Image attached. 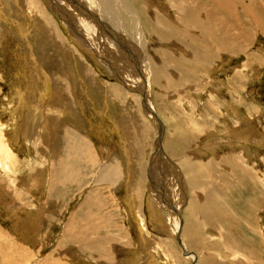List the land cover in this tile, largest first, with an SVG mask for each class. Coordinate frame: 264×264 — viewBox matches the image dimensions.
<instances>
[{
    "label": "rangeland",
    "instance_id": "obj_1",
    "mask_svg": "<svg viewBox=\"0 0 264 264\" xmlns=\"http://www.w3.org/2000/svg\"><path fill=\"white\" fill-rule=\"evenodd\" d=\"M78 1L97 15L0 0V264H264V0H201L211 24L153 0L158 40L136 2L115 0L119 17ZM137 53L166 126L161 155ZM135 112L148 145L125 171L114 166Z\"/></svg>",
    "mask_w": 264,
    "mask_h": 264
},
{
    "label": "bare ground",
    "instance_id": "obj_2",
    "mask_svg": "<svg viewBox=\"0 0 264 264\" xmlns=\"http://www.w3.org/2000/svg\"><path fill=\"white\" fill-rule=\"evenodd\" d=\"M67 1V0H66ZM74 2V5H72L73 7H72V9H75V10H78V12H74V16H73V19L74 20H79V16H77V15H75V14H78L79 13V15L83 18V20H86V21H90L95 15H97V14H95V15H93L94 13H95V11L93 10V8L92 7H90L89 9L87 8L86 10H85V12H84V7H83V5H80V3H79V1L78 0H73ZM114 1L115 0H94V3H95V6L98 4H100L101 6H103V8H107V9H109L110 11L109 12H111L113 15H116V16H121L122 14H121V11H119V9L120 8H118V7H116L115 8V4H116V2L114 3ZM125 0H123L122 2H124ZM167 1H169L170 2V5H173V6H171V7H174V8H176V9H178V12L180 11L182 14H183V19H182V23H184L185 21H195V22H197V20L196 19H198L199 18V20H200V16H203V17H205L208 21V23L209 24H211V23H213V21L216 19L215 18V16H214V14L212 15H210V14H208V12L209 11H207V12H205V10L203 9V7H202V2H201V0H177V1H175V2H173L174 0H167ZM222 1V0H221ZM221 1L220 0H206V2H208V3H212L213 2V4H212V6L213 7H216V5L218 4L219 5V7H223V9H225L226 7H231V5H229L228 3H225V7L222 5V3H221ZM69 2V1H68ZM96 2H97V4H96ZM134 2H136L137 3V5H135L134 4ZM162 2H163V0H162ZM185 2H187V3H190L191 5L190 6H187V7H184V3ZM223 2V1H222ZM70 3V2H69ZM131 3H132V5H135L136 6V11H137V14H139L140 15V19L141 20H143V21H145L146 22V25H147V29H148V31L146 30V32H148L149 33V37L150 38H152L153 37V39L154 38H156L157 40L158 39H162V38H164V36H162V35H164V34H161V31H158V29H156L155 28V25H156V22L158 21V12H156V11H154V7L156 6V2H154L153 3V0H131ZM165 3V2H164ZM62 4V3H61ZM72 4V3H71ZM126 6H128L127 4H125ZM131 5V4H130ZM32 6V5H31ZM76 6V7H75ZM117 6V5H116ZM120 6V5H119ZM35 7V6H34ZM34 7H33V9H34ZM57 7V6H56ZM67 8V7H66ZM86 8V7H85ZM92 8V9H91ZM97 8V7H96ZM166 8V7H165ZM189 10H188V9ZM217 8V7H216ZM32 9V10H33ZM36 9V8H35ZM132 9H133V7H132ZM217 9H219V8H217ZM39 10V9H38ZM116 10L118 11V12H116ZM230 10H232V9H230ZM116 13H115V12ZM212 11V10H211ZM223 11H225V10H223ZM40 12V11H39ZM133 12H135V10L133 11ZM226 12V11H225ZM230 12V11H229ZM33 13V12H32ZM42 13V12H41ZM41 13H40V15H41ZM63 13H65V12H63ZM97 13V12H96ZM232 13V12H231ZM37 14V16H38V13H36ZM36 14H34L33 13V15H35L36 16ZM43 14V13H42ZM87 14V15H86ZM217 14V13H216ZM227 14V13H226ZM40 15H39V17H40ZM68 15V14H67ZM69 15H71V14H69ZM168 15V14H167ZM229 15H231L230 13H229ZM41 16H43V15H41ZM76 16L78 17V18H76ZM137 16V15H136ZM218 16V15H217ZM45 17V16H44ZM235 17V16H234ZM128 18V17H127ZM144 18V19H143ZM36 19V18H35ZM34 19V20H35ZM40 19H42L41 17H40ZM81 19V18H80ZM39 20V19H38ZM51 20V19H50ZM171 20H173L175 23H176V20L174 19V17L173 18H171ZM171 20H169L168 18H166V16H164V17H161V21H164L163 23H164V25H166L167 23H168V25H170V26H173V22L171 21ZM217 20V19H216ZM41 21V20H40ZM48 21V20H47ZM79 21H81V20H79ZM50 22V21H49ZM82 22V21H81ZM215 22H217V21H215ZM214 22V23H215ZM37 23V22H36ZM43 23V22H42ZM83 23V22H82ZM91 23V22H90ZM93 23V22H92ZM38 24V23H37ZM44 24V23H43ZM45 24H46V22H45ZM48 24H50V23H48ZM52 24V23H51ZM95 24V23H94ZM99 24V23H98ZM98 24H96V25H98ZM220 24V23H219ZM96 25H94V28H97L98 26H96ZM99 25H101V23L99 24ZM161 25V24H160ZM41 27V25H37V27ZM85 27H83L85 30H87V31H89L88 30V28L86 27V25H84ZM105 26L107 27V28H109L106 24H105ZM204 26V25H203ZM215 26V25H214ZM43 27V26H42ZM89 27V26H88ZM106 27H105V29H106ZM146 28V27H145ZM90 29V28H89ZM101 29H102V27H101ZM100 29V30H101ZM200 29H202V28H200ZM93 30V29H92ZM92 30L91 31H89L90 32V34H91V32H92ZM164 30V29H163ZM206 30V29H205ZM216 30V29H215ZM196 31V30H195ZM54 32V31H53ZM85 32V31H84ZM93 32H94V30H93ZM101 32H103V31H101ZM109 32H110V35L112 36V38L113 37H117V35H116V33H112V32H114V31H112L111 29L109 30ZM144 32V31H143ZM145 32V33H146ZM202 32H204V41H205V43H206V45H204L205 47H210V44H211V46L213 45V46H217V45H214V41H216L218 38H220L219 37V35H214V37H212L211 35H213L215 32H210L209 30H207V31H202ZM227 32V31H226ZM87 33V32H86ZM99 33V32H98ZM141 33V32H140ZM144 33V34H145ZM169 33H170V31H169ZM169 33H167V34H165V36H167V38H169L168 40H171L170 38V34ZM46 34V33H45ZM52 34V33H51ZM55 34V33H54ZM56 34H57V32H56ZM103 34V33H102ZM101 34V36H103ZM143 34V33H142ZM147 34V33H146ZM229 34V33H228ZM58 35V34H57ZM56 35V36H57ZM87 35V34H86ZM92 35V34H91ZM97 35V34H96ZM100 35V34H99ZM88 36V35H87ZM200 36H202V34H200ZM52 37H53V35H52ZM89 37H91L90 35H89ZM93 37H95V36H93ZM59 38V37H58ZM88 38V37H87ZM108 38V37H107ZM119 38V37H118ZM149 38V39H150ZM226 38H227V35H226ZM229 38V37H228ZM55 39V38H54ZM90 39V38H89ZM95 39V38H94ZM109 39H110V37H109ZM165 39V38H164ZM58 40V39H57ZM60 40V39H59ZM104 41H105V39H104ZM103 41V39H101L100 37L98 38V42H100V43H103L104 42ZM107 41V40H106ZM219 41H220V39H219ZM55 42V41H54ZM119 42V41H118ZM173 42V41H172ZM208 42V43H207ZM156 43V42H155ZM210 43V44H209ZM97 44V43H96ZM105 46H106V43L104 42L103 43ZM123 44V43H122ZM174 44V43H173ZM111 46H113L114 45V47H115V49H116V51H118L119 52V54L124 50V49H122L121 50V52H120V50H119V47H120V45L118 46H116V44H110ZM166 45V44H165ZM193 45V44H192ZM55 46V45H54ZM98 47V46H97ZM110 47V46H109ZM109 47H105L106 48V51H107V54H109L110 56H112V57H114L115 55H114V53H113V50L111 49V47L109 48ZM135 47V46H134ZM204 47V48H205ZM59 48V47H58ZM96 48V47H95ZM130 48V47H129ZM206 51V50H205ZM209 51V50H208ZM211 52V51H210ZM33 54V53H32ZM126 54V53H125ZM117 55V54H116ZM137 55L139 56V58H140V63H138V65H140L141 66V71L142 70H144V68H143V66L144 65H142V64H145V62H144V59L145 58H142L141 57V55H139L138 53H137ZM121 56H124V55H122L121 54ZM129 56V55H128ZM143 56V55H142ZM117 57V56H116ZM115 57V58H116ZM125 59H127L126 57H125ZM131 59H129V61H130ZM155 60V59H154ZM122 62H124V60H121ZM35 62V61H34ZM131 62V61H130ZM137 62V61H136ZM136 62H135V64H136ZM117 65L119 64L118 63V61H116L115 62ZM126 63H128V61L126 62ZM125 63V64H126ZM120 65L123 67V71L124 70H126V69H128L125 65H124V63L122 64L121 62H120ZM119 65V66H120ZM153 65V64H152ZM128 66V65H127ZM126 68V69H125ZM149 68V67H148ZM139 69V68H138ZM159 69H160V65L158 64L157 65V67H156V72L157 73H159L158 71H159ZM129 70H130V68H129ZM119 71V70H118ZM122 73H124V72H122ZM144 72L142 71V73L141 74H139V77H138V79H140L139 80V82L138 83H140L141 85H143V87H148V85H144V84H147L148 83V79H146L145 77H144V74H143ZM143 75V76H142ZM147 76V75H146ZM159 76V74H157V79L156 80H158V77ZM122 79V78H121ZM124 80V79H123ZM127 80V79H126ZM129 80V79H128ZM127 80V81H128ZM141 81V82H140ZM137 82V81H136ZM129 83H130V81H129ZM131 83H133V82H131ZM133 85V84H132ZM174 85V84H173ZM132 87V86H131ZM149 90V89H148ZM22 95V94H21ZM144 95V94H143ZM144 97V96H143ZM144 104L142 103V106H143ZM154 106V105H153ZM149 112V111H148ZM147 112V113H148ZM154 125H155V122H154ZM155 127H157L156 125H155ZM156 131H157V129H156ZM162 143H163V141H162ZM154 155L155 154H157V155H161V154H163L164 153V150H162L163 149V144H162V147L160 148L159 147V144H157V148H156V146L154 145ZM185 149V148H184ZM186 163V162H185ZM203 167V166H202ZM67 169V168H66ZM188 169V168H187ZM197 169V168H196ZM199 170V169H198ZM189 172V171H188ZM65 175V174H64ZM199 176V175H198ZM194 177V176H193ZM162 179V178H161ZM194 183H195V181H193ZM194 185V184H193ZM211 185V184H210ZM177 213V212H176ZM174 217V216H173ZM177 217V216H176ZM180 218V217H179ZM178 218V220H180ZM175 220V219H174ZM176 222V221H175ZM178 223V222H177ZM176 225V224H175ZM177 229V228H176ZM179 232H180V229L178 230ZM178 232V233H179ZM181 235V234H180ZM178 236V235H177ZM79 238V237H78ZM179 240V242H180V238L178 239ZM185 251H186V249L185 248H183ZM188 252V251H187ZM103 253V252H102ZM190 255V254H189Z\"/></svg>",
    "mask_w": 264,
    "mask_h": 264
},
{
    "label": "crops",
    "instance_id": "obj_3",
    "mask_svg": "<svg viewBox=\"0 0 264 264\" xmlns=\"http://www.w3.org/2000/svg\"><path fill=\"white\" fill-rule=\"evenodd\" d=\"M126 116H127V114H126ZM136 116H137L136 112L133 114H130V117H132V118L129 117V118L125 119V122H123L125 132H124V135L122 138L121 149H119L120 157L116 158L114 168H119V169H123V170L125 169V171H127L129 169L134 170V169H137L134 167H139L138 162H140V164H141V162L145 159V148L148 145V144H146V133L148 131L145 130L144 127L146 126V124L148 126L149 122H147V120L143 121V119L141 118L140 115H139L140 117L137 120ZM183 125H186V124L184 123ZM126 127H127V129H126ZM136 128H137V133H135V131H132V129H136ZM148 128H149V126H148ZM165 130H166V126H165ZM188 132H190V131H188ZM194 136L195 135L193 134V137L190 139V142L192 143V145L196 142V139H197V137L194 138ZM149 137H150V133L148 135V138ZM164 137H165V132H164L163 139H164ZM150 143H151V139H150ZM147 149H148V147H147ZM163 150H165V149L163 148ZM138 152H140V154H138ZM150 155H151V148H150L149 153H148L149 160H150ZM148 165H149V161L147 162V165H146V163L144 164L145 170H147ZM142 182H143V184H145L144 180Z\"/></svg>",
    "mask_w": 264,
    "mask_h": 264
},
{
    "label": "water",
    "instance_id": "obj_4",
    "mask_svg": "<svg viewBox=\"0 0 264 264\" xmlns=\"http://www.w3.org/2000/svg\"><path fill=\"white\" fill-rule=\"evenodd\" d=\"M141 90L143 92V101L142 103L144 104V109L146 111L150 112V116L153 119V121L155 122V125L157 126V136L154 139V143L155 146L157 148V144H159V147H162V140H163V136H164V132H165V124L163 122V120L159 117V115L157 114V110L156 108L152 105L151 100H150V95L147 92V89H145V87L140 86ZM163 150V149H162Z\"/></svg>",
    "mask_w": 264,
    "mask_h": 264
}]
</instances>
